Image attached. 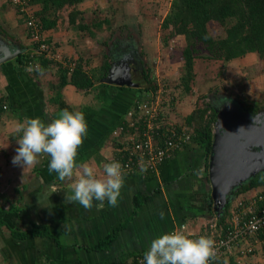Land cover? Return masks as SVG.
I'll use <instances>...</instances> for the list:
<instances>
[{"label": "crops", "instance_id": "1", "mask_svg": "<svg viewBox=\"0 0 264 264\" xmlns=\"http://www.w3.org/2000/svg\"><path fill=\"white\" fill-rule=\"evenodd\" d=\"M77 9L78 24L84 22L83 12L91 13V9ZM17 10L12 0H0V40L10 49L14 44L21 47L22 53L31 48L32 42L25 23H21L23 15ZM60 20L55 29L44 32L52 50L79 63L87 72L104 63L109 67L113 64V82L108 81V71L106 79L94 81L88 93L71 85L55 92L59 82L55 63L47 61L44 75L36 70L41 68V58L34 60L31 72L25 71L15 58L0 65V264H138L152 240L181 224L195 237L204 236L201 233L207 230L210 220H218L219 215L211 201L208 155L192 140L155 172L124 175L125 184L116 207L107 200L99 207V202L94 201V206L86 210L79 202L65 201L66 195L73 194L72 181H60L56 173L49 172L48 155L25 170L13 165L17 141L22 136L15 131L17 124L25 118H39L48 124L67 109L84 113L88 124L77 162L89 163L98 177L103 176V165L119 161V152L125 149L118 146L127 138L113 137L118 119L123 116L126 120V111L145 89V84L124 83L119 74L122 67L114 65L123 53L120 47V53L110 49L112 61L105 60L95 52L96 46L91 49L89 35L68 25L67 15ZM141 72L138 70L137 74L142 76ZM116 74L122 80L114 81ZM259 192L260 189H253L234 195L231 204L236 207L242 201L246 205ZM36 227L44 235L33 234L24 239L15 236V232ZM221 228L207 235H221ZM103 243L104 247L97 248ZM250 244L255 245V251L243 259V264H264V246L250 238L242 245ZM237 256L234 252L227 262L235 263Z\"/></svg>", "mask_w": 264, "mask_h": 264}, {"label": "trees", "instance_id": "2", "mask_svg": "<svg viewBox=\"0 0 264 264\" xmlns=\"http://www.w3.org/2000/svg\"><path fill=\"white\" fill-rule=\"evenodd\" d=\"M85 1L88 0H27V10L39 26L43 36L44 32L55 29L59 20L63 18V11L69 10L67 14L68 25L76 27L81 33L87 31L89 38L94 39L96 34L91 29H102L103 24L109 25V19L93 21L90 26L83 24L81 21L77 24L80 14L77 8ZM169 5L168 11L160 25L161 30L166 33L163 37V42L166 44L168 40L179 36H182L186 42L181 52L185 73L179 78L175 87L171 88V93L176 95L177 99H180L179 94L175 92L177 89H181V95L192 92L195 78L194 60L197 58L227 63L241 59L251 53L257 54L261 59L264 57V0H170ZM27 21V15L21 17V23L26 24ZM211 25L216 26L217 30L215 33L212 32ZM27 31L29 37L28 28ZM45 40L50 45L46 38ZM18 49L22 51L21 47ZM15 61L22 68L30 67V62H34L33 59L29 58V53L26 50L20 53L15 58ZM39 61L42 69L48 68L49 63L47 61L42 58ZM108 69L109 66L104 63L98 69L87 72L82 65L76 63L74 70L68 75L66 70L58 67L59 82L54 87V91L57 92L64 86L71 85L83 93H88L93 87L94 81L106 79ZM99 72L101 73L100 76L98 75ZM142 78L147 84H145L144 91L140 93L141 95L134 102L145 98L146 94L155 92L158 88L149 71L145 73V76L142 75ZM176 98L173 96L174 100ZM52 100L54 101L56 98ZM2 103L0 99V104ZM171 105L166 107L168 115L170 110L173 111V106ZM253 109L254 112L257 111V109ZM215 120L216 113L214 108L205 103L194 109L180 121L181 125L192 129V141L202 147L208 156L211 150ZM122 121L124 122L123 116L118 119L117 126ZM113 137L117 136L113 135ZM128 144L129 142L125 140L118 146V149L122 150L128 147ZM119 153L118 162L125 161L127 151L124 149ZM253 189H260L257 194L264 195V172L257 174L240 185L234 195L244 194ZM231 206V203L227 204L217 220L218 227H222V235L231 227L227 221ZM209 231L207 228L201 234L209 237L207 235ZM33 234L44 235V232H40L37 227L26 232H15V236L23 239ZM104 244L106 243L99 245L97 248L104 247ZM226 263L234 264L231 261Z\"/></svg>", "mask_w": 264, "mask_h": 264}, {"label": "rangeland", "instance_id": "3", "mask_svg": "<svg viewBox=\"0 0 264 264\" xmlns=\"http://www.w3.org/2000/svg\"><path fill=\"white\" fill-rule=\"evenodd\" d=\"M169 4L170 0H88L81 3L80 7L91 9V13L83 12V24L90 26L93 21L109 19V25L103 24L102 29H91L96 34L89 40L91 49L96 46L97 55L112 61L110 49L113 53H120V47L125 57L135 59V66L143 76L149 71L158 86L155 91L157 101L166 106L173 103L169 118L174 122L181 123L184 117L205 103L216 107L224 101L231 102L242 116L248 115L250 119L256 115L264 117V57L261 59L254 53L227 63L197 58L194 60L192 92L181 95V89H177L175 92L180 99L171 93V88L185 73L181 52L186 42L182 36L172 38L166 44L163 42L166 33L160 25ZM66 15L62 13L63 18ZM210 28L213 33L217 30L215 25ZM82 33L88 36L87 31ZM17 48L15 44L12 46V49ZM135 76L136 82L147 84L140 74Z\"/></svg>", "mask_w": 264, "mask_h": 264}, {"label": "clouds", "instance_id": "4", "mask_svg": "<svg viewBox=\"0 0 264 264\" xmlns=\"http://www.w3.org/2000/svg\"><path fill=\"white\" fill-rule=\"evenodd\" d=\"M30 66L25 69L31 72ZM40 75L45 70L36 69ZM15 131L22 133L17 141L13 165L24 170L40 163L43 155L50 157L48 170L56 173L60 181H72V195H66L68 203L79 202L86 210L94 201L103 206L105 200L112 207L118 206L121 189L125 184L122 165L113 160L103 165V176L96 175V169L86 162H77L78 149L88 135V124L84 113L61 111L59 118L45 124L39 118H25ZM142 172L147 168L142 167ZM217 256L216 242L201 236L190 238L184 231L176 230L152 240L144 254V264H209Z\"/></svg>", "mask_w": 264, "mask_h": 264}, {"label": "built area", "instance_id": "5", "mask_svg": "<svg viewBox=\"0 0 264 264\" xmlns=\"http://www.w3.org/2000/svg\"><path fill=\"white\" fill-rule=\"evenodd\" d=\"M21 15H27L26 28L32 48L26 50L29 58H42L55 63L59 68L66 70L68 75L74 70L76 63L59 56L47 44L39 26L35 23L27 10V0H12ZM34 62L29 65L35 66ZM157 92L148 93L145 98L136 101L127 112V118L113 131L115 136H125L129 142L127 158L120 162L125 175L135 174L146 167L147 171L155 172L165 162L183 147L191 143L192 129L170 120L165 103L157 101ZM165 108V109H164ZM142 172V171H141ZM240 201L228 213L227 221L231 227L225 234L209 236L216 242L217 256L209 264H227V258L234 252L238 253L234 264H243V259L255 251V245H242L247 239L264 246V195H254L247 204ZM209 230L218 232L217 220H210ZM182 230L190 238L197 239L194 234L188 233L184 224L175 227L170 232ZM259 235H261L259 237ZM138 264H144V255L138 259Z\"/></svg>", "mask_w": 264, "mask_h": 264}, {"label": "water", "instance_id": "6", "mask_svg": "<svg viewBox=\"0 0 264 264\" xmlns=\"http://www.w3.org/2000/svg\"><path fill=\"white\" fill-rule=\"evenodd\" d=\"M20 53L0 40V65ZM113 71L112 66L107 77L109 83L113 82ZM124 83H127L126 79ZM213 108L216 120L208 156V182L213 208L220 215L233 201L234 192L240 185L264 172V117L242 116L235 106V112Z\"/></svg>", "mask_w": 264, "mask_h": 264}, {"label": "flooded vegetation", "instance_id": "7", "mask_svg": "<svg viewBox=\"0 0 264 264\" xmlns=\"http://www.w3.org/2000/svg\"><path fill=\"white\" fill-rule=\"evenodd\" d=\"M112 65L109 67V70H108L109 71V74H108L109 76H110V69H111ZM114 65H117V66H121L122 67V69L119 70L120 71L119 74L122 75L123 81L126 79L127 84H129V85H135L137 83L136 82V79H135V78H137V76H135V74L138 73V69L135 66V61L133 60L132 57H128L127 58V57H125L124 53H120L119 54V57L116 59V62L114 63ZM130 70L132 71V74L133 75L131 74V71ZM119 74H116L114 76V81H116V80L117 81L122 80V79H118V77H120ZM130 75H132V76H130ZM137 75L139 77V74H137ZM230 103L231 102H229V101H224V103L218 104L216 106V108H219V109L222 108V110H224V111H227L228 110V112H231L233 110L235 112L232 104H230Z\"/></svg>", "mask_w": 264, "mask_h": 264}]
</instances>
